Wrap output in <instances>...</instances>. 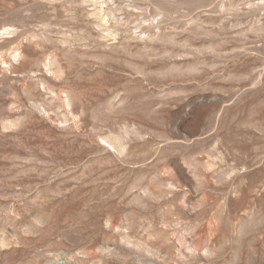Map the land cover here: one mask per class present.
Masks as SVG:
<instances>
[{
    "label": "rangeland",
    "instance_id": "1",
    "mask_svg": "<svg viewBox=\"0 0 264 264\" xmlns=\"http://www.w3.org/2000/svg\"><path fill=\"white\" fill-rule=\"evenodd\" d=\"M0 264H264V0H0Z\"/></svg>",
    "mask_w": 264,
    "mask_h": 264
},
{
    "label": "bare ground",
    "instance_id": "2",
    "mask_svg": "<svg viewBox=\"0 0 264 264\" xmlns=\"http://www.w3.org/2000/svg\"><path fill=\"white\" fill-rule=\"evenodd\" d=\"M102 9L103 8H101L100 7V9H99V11L101 12L102 11ZM102 13V12H101ZM97 14V13H96ZM99 14V13H98ZM104 15V14H103ZM102 19L105 21V22H107L108 20H107V17H106V15H104L103 17H102ZM106 25V24H105ZM107 30V29H106ZM2 33V32H1ZM116 35V34H115ZM146 35V34H145ZM147 36V35H146ZM113 37V36H112ZM66 102V101H65ZM111 140H113V139H111ZM110 139H104V141H106L109 145H111V146H113V147H115V148H117V147H120L121 146V143H120V141L118 140V139H116L115 141H111Z\"/></svg>",
    "mask_w": 264,
    "mask_h": 264
}]
</instances>
